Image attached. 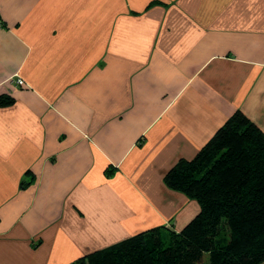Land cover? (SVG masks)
I'll return each mask as SVG.
<instances>
[{"label":"crops","instance_id":"1","mask_svg":"<svg viewBox=\"0 0 264 264\" xmlns=\"http://www.w3.org/2000/svg\"><path fill=\"white\" fill-rule=\"evenodd\" d=\"M8 98L0 264L179 231L200 206L164 174L236 110L264 133V0H0Z\"/></svg>","mask_w":264,"mask_h":264},{"label":"trees","instance_id":"2","mask_svg":"<svg viewBox=\"0 0 264 264\" xmlns=\"http://www.w3.org/2000/svg\"><path fill=\"white\" fill-rule=\"evenodd\" d=\"M10 98L0 99V104ZM170 189L200 211L182 229L155 227L74 264H262L264 262V133L236 110L191 159L165 174ZM227 239L219 244L223 229Z\"/></svg>","mask_w":264,"mask_h":264},{"label":"rangeland","instance_id":"3","mask_svg":"<svg viewBox=\"0 0 264 264\" xmlns=\"http://www.w3.org/2000/svg\"><path fill=\"white\" fill-rule=\"evenodd\" d=\"M226 239H227V231L224 228L223 231H222V233L219 236L218 243L221 244V243L225 242ZM203 257H204L203 258L204 259L203 264H208V262H207L208 261V254L207 253H204V256ZM106 264H114V263H112V261L109 260V262H107ZM262 264H264V262Z\"/></svg>","mask_w":264,"mask_h":264},{"label":"built area","instance_id":"4","mask_svg":"<svg viewBox=\"0 0 264 264\" xmlns=\"http://www.w3.org/2000/svg\"><path fill=\"white\" fill-rule=\"evenodd\" d=\"M15 82H16L17 86L18 85L21 86L24 83L23 79H21V78H16Z\"/></svg>","mask_w":264,"mask_h":264}]
</instances>
